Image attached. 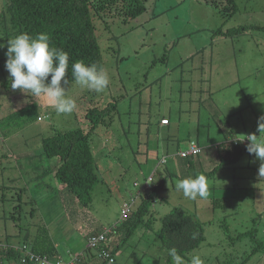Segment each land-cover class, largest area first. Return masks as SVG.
Listing matches in <instances>:
<instances>
[{
  "label": "rangeland",
  "instance_id": "374dc122",
  "mask_svg": "<svg viewBox=\"0 0 264 264\" xmlns=\"http://www.w3.org/2000/svg\"><path fill=\"white\" fill-rule=\"evenodd\" d=\"M142 2L145 10L135 18L114 12L93 17L110 83L95 92L70 81L66 94L76 102L70 114H58L43 97L13 90L11 80L2 83L10 79L5 53L14 35L5 33L0 20V243L17 245L23 236L18 232L44 222L61 258L69 257L68 250L95 254L85 236L114 224L125 205L134 211L163 177L143 216L149 222H139L115 261L105 264H177L156 234L173 206L203 225L199 246L178 254L180 264H190L193 256L204 264H264L262 162L246 150L234 156L250 143L247 136H264L258 131L264 116V0H235V13L226 17L208 0ZM238 25L247 28L223 34ZM31 100L35 116L27 118L22 108ZM108 103L115 104L113 120L92 134L98 179L90 204L82 206L53 173L35 178L43 167L40 141L56 129L87 130V110ZM191 140L202 151L182 170L177 153ZM25 153L35 155L21 157ZM204 173V197L191 199L177 188L182 179ZM38 181L51 187H37ZM51 201L57 210L50 211ZM0 264L20 263L13 256Z\"/></svg>",
  "mask_w": 264,
  "mask_h": 264
},
{
  "label": "trees",
  "instance_id": "16d2710c",
  "mask_svg": "<svg viewBox=\"0 0 264 264\" xmlns=\"http://www.w3.org/2000/svg\"><path fill=\"white\" fill-rule=\"evenodd\" d=\"M208 1L213 6H217L219 12L225 17L235 13V0ZM0 7V20L6 24L4 25L5 33L10 31V34L16 36L23 32H27L30 35L45 32L50 36L51 45L68 52L69 62L66 77L69 82L74 80L72 65L76 61L83 60L86 64L95 63L103 67V58L93 20L94 16L114 12L123 13L127 19L135 18L145 10L142 0H3ZM246 28V25H238L228 28L223 34L227 37L235 36L243 33ZM9 82L10 79H7L2 83L8 84ZM33 106L34 103L31 100V103L22 108L28 113L27 118L35 116L33 112L29 111ZM114 111V103H108L102 107L94 105L85 113L88 120L87 130L81 128L56 129L52 134L43 136L40 141L41 151L39 154L43 159V167L37 171L38 174L35 178L39 179L47 173H53L56 181L63 184L82 206H88L91 202V191L98 179L95 171L97 163L90 144L92 134L99 124H105L113 120L112 114ZM162 119H165L166 123L169 121L166 118ZM194 142L200 147L199 143ZM237 144L238 142L236 141ZM243 150L247 151V146L246 148L238 149L234 156H237ZM177 156L182 161V166H180L182 170L185 169L186 164H190L193 161L192 155L181 157L177 154ZM52 158L57 159L55 166L48 162L45 163V160ZM217 165H220V163ZM170 174H173V172L168 173V175ZM203 175L205 176V173ZM162 180L163 177L153 183L149 192L142 198L134 211L130 210L124 219H118L114 224L110 225L112 232L107 238L105 246L111 256H114V253L128 240L139 222L145 224L149 222L148 220L145 221L143 216L148 212L152 196L162 186ZM39 183V181L36 183L37 187L41 188L42 185L47 188L51 187L49 183L41 185ZM56 195L57 193L54 197ZM51 204L50 211L59 208L55 201H51ZM36 226L33 235L28 234L27 228H24V232L17 233V235H23V243L21 245L25 244L28 250L36 254H56V242L48 224L43 222ZM156 234L162 247L168 251L175 248L178 254H182L199 246L203 239V225L184 208L173 206L162 217L161 225ZM110 236L112 237L111 239ZM118 237L120 240L116 242ZM6 243H0V258L14 256L18 258L20 264H32L30 261L21 262L19 248ZM81 255L80 259L84 263L83 253ZM96 259L102 261L100 264L107 262L103 258L96 257Z\"/></svg>",
  "mask_w": 264,
  "mask_h": 264
},
{
  "label": "clouds",
  "instance_id": "9594fccd",
  "mask_svg": "<svg viewBox=\"0 0 264 264\" xmlns=\"http://www.w3.org/2000/svg\"><path fill=\"white\" fill-rule=\"evenodd\" d=\"M0 44V48H4ZM5 68L9 73L11 88L29 92L35 97H43L58 114H70L76 108L74 99L67 96L69 80L66 77L69 54L50 44L48 33L30 35L23 32L7 41ZM72 76L76 84L95 92H103L110 83L108 72L95 63L86 64L79 60L72 65ZM50 77V79H49ZM258 131L264 133V116L259 118ZM250 142L247 151L262 163L259 175L264 177V136H247ZM202 151V150H201ZM177 188L188 198L206 195V177L198 175L182 179ZM169 255L180 264L181 257L172 248ZM190 264H204L200 256H193Z\"/></svg>",
  "mask_w": 264,
  "mask_h": 264
},
{
  "label": "built area",
  "instance_id": "2783aa9c",
  "mask_svg": "<svg viewBox=\"0 0 264 264\" xmlns=\"http://www.w3.org/2000/svg\"><path fill=\"white\" fill-rule=\"evenodd\" d=\"M165 122V119H161V122ZM236 143V141H234ZM201 152V147H199L194 141H190L188 143L187 148L181 149L178 151V155L181 157H186L189 155H198ZM166 161V158L162 159V161ZM133 201V198H132ZM129 206L125 205L122 211V214L119 220H122L126 217V215L130 212ZM112 232L111 226H105L99 229L98 231L91 233L87 236L86 243L89 249L95 251L96 256L100 259H106L108 263H112L114 258L111 256L106 249V241L109 235ZM19 250L21 252V262L30 261L32 264H81L80 256L78 254L71 255L66 259H62L60 257L52 256V255H41L28 250L26 245H20Z\"/></svg>",
  "mask_w": 264,
  "mask_h": 264
},
{
  "label": "crops",
  "instance_id": "0c3cea01",
  "mask_svg": "<svg viewBox=\"0 0 264 264\" xmlns=\"http://www.w3.org/2000/svg\"><path fill=\"white\" fill-rule=\"evenodd\" d=\"M169 124V121L165 124V125H168ZM200 145V144H199ZM201 147V146H200ZM201 150H202V147H201ZM35 154H29V153H25L24 155L23 154H21V157L23 156V157H25V158H27V157H33ZM165 157V156H164ZM166 165H168L167 163H165ZM182 166V165H181ZM155 168V167H154ZM170 169V168H169ZM172 170L174 169V168H171ZM170 169V170H171ZM169 170V171H170ZM157 171V170H156ZM61 190H63V188L61 187V188H57V191H58V193H59V196H60V199H61V201H62V195H61ZM35 227H36V224H34L32 227H30V229L29 230H27V232H29L28 234L29 235H33L35 232H34V229H35ZM103 226H101V228H102ZM100 228V229H101ZM97 230H99V228L97 229H92V231H90V233H88L86 236H85V239H87V236L89 235V234H91V233H94V232H96ZM26 233V232H25ZM23 243V238H22V241H21V243H18L17 245H14V244H12V243H10V245H13V246H15V248H18L19 247V245H21ZM7 244V243H6ZM55 247H56V254H54V255H52V256H58V257H60L61 258V256H60V249L61 248H59V244L56 242L55 243ZM68 255L69 256H71V254L72 255H75V254H78V255H81L82 254V251H79V252H76V253H72L70 250H68ZM82 256V255H81ZM96 254H94V253H90V254H86V256L85 257H83V260H84V263L81 261V259H80V262H81V264H92V260L93 259H96ZM63 259V258H62ZM94 264V263H93Z\"/></svg>",
  "mask_w": 264,
  "mask_h": 264
}]
</instances>
